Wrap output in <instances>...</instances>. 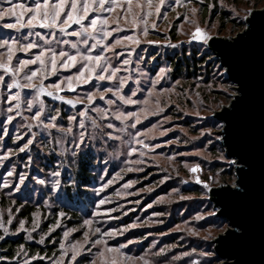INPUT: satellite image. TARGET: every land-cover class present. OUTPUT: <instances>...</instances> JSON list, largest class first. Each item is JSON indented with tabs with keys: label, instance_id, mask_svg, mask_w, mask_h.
<instances>
[{
	"label": "rangeland",
	"instance_id": "rangeland-1",
	"mask_svg": "<svg viewBox=\"0 0 264 264\" xmlns=\"http://www.w3.org/2000/svg\"><path fill=\"white\" fill-rule=\"evenodd\" d=\"M184 2L186 6H176L173 9L171 6L175 4V0H166L162 8V16L166 15L167 18L157 20L155 15L149 18V25L155 20L159 25L158 28L155 30L150 28V34L147 37L139 36L141 44L136 47L131 58L133 63L128 66L127 71L121 73V75H130L132 78L125 92L130 93L131 89L139 88L140 91L134 99L144 100L148 98L147 93L151 89V82L156 78L159 70L166 69L164 78L155 89L157 93H161L164 89H173L171 92L159 96V105L164 108V111L142 119L135 129L128 128L123 133L107 128L93 130L89 124L88 132H95V138H89L85 147L75 158L70 153L61 156L59 146L54 141L48 143L52 137H59L60 133L53 131L52 136H49L47 132L41 133L39 128L34 127L33 131L37 135L30 150L14 155L3 166H0V184L7 180L12 185L8 188L0 187V199H3V201L0 200V219L6 222L11 214L13 223L10 226V232L15 231L20 220L26 221L25 227L30 229L33 226L34 214L39 212V228L32 233V241H38L41 236H44L45 240L49 239L51 243L56 244V253H54L58 256L60 253L59 243L65 230L77 229L70 235L66 244L76 241L83 243L84 232L89 231V227L83 224L85 219L93 220L91 228L99 227L101 232L119 230L136 224L138 225L136 228H130L122 235L105 237L108 246L115 247L128 241H136L122 249L123 253L131 256L144 255L149 249L151 252H158L161 248L171 249L161 256H152L149 253V258L155 261V264H168V262L190 264L192 260H198L200 264H209V261L210 264L221 262L214 252L213 240L224 232L227 223L216 215H207L215 210L208 200L207 189L195 183V176L184 167V164L200 165L202 170L196 175L202 181L207 182L209 187L234 185L235 176L231 160L225 157L220 140H217V136H220L221 123L213 119V114L221 107L228 105L236 92L233 84L225 79L223 68L219 66V62L207 49V45L189 42V39L196 26L208 31L211 36L223 38L234 36L243 29L244 19L251 10L264 8V0H204L203 3L200 0H192L191 3L184 0ZM6 6L0 3V7ZM192 7H196L198 10L195 16L191 12ZM133 10L136 11V9ZM186 16L187 20H185ZM177 17L179 18L177 19ZM193 20H195V24L192 23ZM4 22H9L8 18ZM120 26L126 31L116 33L114 36L139 35L138 32H133L131 25L126 24L124 20H120ZM41 31L42 34H45L43 30ZM14 34L13 30L0 27V38H7ZM149 41H158L159 43L152 45ZM169 41L177 46L175 48L168 46ZM128 47L135 46L129 45ZM126 50L127 47L116 49V51ZM193 52L196 55L206 53L208 58L205 59L208 61H204L201 66L198 64V70L189 76L185 72L175 69V61H179L182 56L188 55L189 57ZM124 58L126 57H121V59ZM140 72H143L144 76H140ZM62 74L68 75L69 73ZM55 79L52 77L46 83ZM136 80H139L140 83L136 84ZM177 81H179L178 84ZM90 88L92 85L80 89L81 94ZM32 94L28 91L22 92V96L30 97ZM64 94L73 95L72 93ZM6 96V90L0 91V133H2L3 121L7 115L3 111L6 108L3 99ZM42 99L47 105L62 109L61 116L63 118L60 123L67 125V116L76 110L48 97ZM96 99L98 106L108 107L103 105L98 97ZM85 103L87 102L85 101ZM156 103L157 98L151 97L150 105L154 106ZM120 107L125 112H139L144 105H120ZM21 112L23 116L30 117L32 115L24 110L23 103ZM91 115L97 117L98 122L107 123V121H100L98 114L91 113ZM132 122L134 120L128 121V123ZM26 123L28 121L18 117L8 125L7 137L0 139V154L8 148H18L30 138L31 134L27 132V129L19 127ZM112 123L117 127H124L119 121L112 120ZM150 129L151 131H149ZM165 130L168 131L161 136L160 132ZM76 131L78 135L79 129L77 128ZM109 131H112L113 135L121 136V139H108L105 133ZM136 132L144 134L139 139L143 140L145 144L160 145V147L151 151L140 148L130 135V133ZM17 134L25 135V139L15 144L13 140ZM71 139V137H67L66 142H70ZM130 142H132V147L140 148V151L132 156L128 155ZM141 152L144 155H141ZM84 154H91L94 159L95 176L92 186L85 192L86 199L83 202L78 201L76 204L77 210L73 208L65 210L66 189H71L70 193L74 192L75 182L72 171L75 170L78 160ZM29 157H31L30 161ZM73 160H75L74 163ZM132 160H142L143 162L141 164L128 162ZM44 164L47 166L42 167ZM58 164H61L59 168ZM13 166L16 168V174L13 177H8L6 173ZM128 168H132L133 171H127ZM53 170L62 171L61 186L55 192L51 188L53 178L50 173ZM22 172L27 174V179L25 184L17 189L15 185ZM37 178L45 179L49 183L39 185L36 183ZM107 180L113 182L101 195L107 196L112 203L104 207H118L120 211L113 212L110 216L94 217L92 213L99 197L93 192V188H98L101 183ZM161 181L164 182L161 183ZM185 181L188 182L185 183ZM129 182H134L133 186L125 189L123 186ZM148 189L151 191H147ZM117 193L121 195H117ZM128 193L138 194L128 195ZM181 196L187 197V199L181 200ZM161 197L166 198L165 202L156 203ZM44 201H48L47 206ZM25 204L34 207L28 219L19 216ZM149 204L152 207L149 208ZM61 211L66 213V218H62L60 226L49 233V229L57 223L58 213ZM125 212L128 214L125 215ZM154 213H163V215L155 216ZM197 215H205V219L196 221ZM127 218L130 219L126 220ZM146 221L147 223H145ZM186 228H192L198 235L188 234ZM20 233L29 241L27 232ZM56 233L58 234L57 240ZM91 239L95 240L97 236H91ZM153 244L156 245L155 248H152ZM173 245L175 247H172ZM103 247V245H97L92 248L90 253L82 255L80 264H86L91 260H96L97 264H100L96 253ZM205 252L214 255L210 257L201 255ZM183 253H189V255L179 261L172 260L173 256ZM70 255L71 253H69ZM28 258L21 254L19 264H23V260ZM45 261L46 264H51V260L45 259Z\"/></svg>",
	"mask_w": 264,
	"mask_h": 264
},
{
	"label": "snow or ice",
	"instance_id": "snow-or-ice-1",
	"mask_svg": "<svg viewBox=\"0 0 264 264\" xmlns=\"http://www.w3.org/2000/svg\"><path fill=\"white\" fill-rule=\"evenodd\" d=\"M191 2L192 0H187V3ZM200 2L203 3L204 0H200ZM0 3L7 5L6 7H0V27L13 30L15 33L7 38H0V91L6 90L7 92L6 98L3 99V103L6 105L3 111L7 115L3 121L0 139L7 137L9 133L8 125L18 117L28 121V123L19 127L26 128L27 132L31 134L30 138L18 148H8L0 154V166H3L14 155L26 153L30 150L37 135L33 131L34 127L39 128L41 133L47 132L49 136H52L53 131L60 133L59 137H52L48 143L54 141L59 146L61 156L70 153L75 158L79 155L80 150L85 147L88 139L95 138V132H88L89 124L93 130L107 128L123 133L128 128L135 129L142 122V119L164 111V108L159 105V96L171 92L173 89H164L161 93H157L155 89L157 84L164 78L166 69L161 68L159 70L156 78L151 82V89L147 93L148 98L144 100L134 99L140 91L139 88L131 89L130 93L125 92L132 78L130 75H121V73L127 71L128 66L133 63L131 58L136 51V47L141 44L139 36L147 37L150 34V28L152 30L158 28L159 25L155 20L149 25V18L153 15L156 16L157 20L167 18L166 15L162 16V8L166 0H30V2L28 0H0ZM176 6H186V3L184 0H175V4L171 7L174 9ZM133 9H136V11ZM197 11L196 7L191 8L194 16ZM114 13L115 16L112 15ZM6 18L9 22H4ZM187 19L186 16L185 20ZM120 20H124L126 24L131 25L133 32H138L139 35L114 36L116 33L126 31L125 28L120 26ZM192 23L195 24V20ZM41 30L45 34H42ZM212 39L214 37L208 31L196 26L190 35L189 42L208 45ZM149 43L158 45L159 42L149 41ZM129 45L135 47H128ZM168 46L175 48L177 45L169 41ZM118 47H127V50L116 51ZM121 57L126 58L121 59ZM65 72L69 74L63 75L62 73ZM139 74L144 76L143 72ZM52 77L56 79L46 83ZM135 83L139 84L140 81L136 80ZM176 83L178 84L179 81ZM88 85H92V88L81 94L80 89ZM23 91L33 94L30 97L22 96ZM64 93H72L73 95L69 96ZM154 96L157 98V103L153 106L150 105V98ZM43 97L51 98L53 101L76 110L67 116V125L60 123L63 118L61 116L62 109L47 105L45 100L42 99ZM97 97L103 105L108 107L98 106ZM22 103L24 110L32 113L30 117L22 115ZM141 104L144 107L139 112H125L120 107V105L135 106ZM91 113L98 114L99 120L107 121V123L98 122L97 117L91 115ZM112 120L119 121L124 127H117L112 123ZM130 120H134V122L128 123ZM77 128L79 129L78 135ZM167 131L160 132V135H165ZM105 135L108 139H121V136L113 135L112 131L105 133ZM130 135L140 148L151 151L160 147V145L145 144L143 140L139 139L141 135H144L141 132L130 133ZM67 137L72 138L70 142H66ZM24 139L25 135L17 134L13 143L18 144ZM220 139H223V137L217 136V140ZM131 144L132 142L129 143V156L140 151V148L132 147ZM140 154L144 155L143 152ZM221 159L224 158L221 157ZM30 160L31 157H29ZM74 162L75 160H73ZM128 162L141 164L143 161L132 160ZM230 163H235V161ZM61 164H58L57 167L59 168ZM184 167L195 176L196 184L202 185L205 189L211 191L209 184L196 175L202 170L200 165L185 163ZM127 171L131 172L133 169L128 168ZM15 174V166L6 173L8 177H13ZM50 175L53 178L51 188L55 192L61 186L62 171L53 170ZM26 179L27 174L20 173L15 187L18 189L24 185ZM101 179L103 180L104 177L102 176ZM112 182V180H107L101 183L98 188H93V192L99 197L94 205L92 213L94 217L110 216L111 213L120 211L118 207H104L112 201L107 196H102L101 193ZM163 182L161 181V183ZM187 182L185 181V183ZM36 183L46 185L49 181L37 178ZM133 184L134 182H129L123 187L128 189ZM11 186L7 180L0 184V187L3 188ZM147 191H151V189ZM137 194L128 193V195ZM117 195L121 194L117 193ZM165 199V197H161L156 203H164ZM180 199L184 200L187 197L181 196ZM44 204L47 206L48 201H44ZM148 207L150 208L152 205L149 204ZM124 214L127 215L128 213L125 212ZM216 214L215 210L207 213L208 216ZM153 215L162 216L163 213H154ZM58 217L57 223L49 229V233L60 226V220L66 218V213L61 211L58 213ZM203 219H205V215L195 217L196 221ZM39 221L40 213L37 212L34 214L33 226L30 229L25 227L26 221L20 220L15 231L10 232V226L13 223L11 214L6 222L0 219V231H2L0 241L4 240L9 234L16 235L20 232H27V239L32 241V233L39 228ZM93 223L94 221L91 219L83 221L84 226L89 227V231L84 232L83 243L76 241L66 244L70 235L76 232L77 229L65 230L59 243L60 253L58 256L55 253L53 257L34 255L24 259L23 264H32V261L36 259H49L51 264H65V261H67V264H80V257L85 253H90L92 248L97 245L104 246L96 253L100 264H137V262L139 264H155V261L149 258V253L152 256H161L171 250L161 248L158 252H151V249H149L144 255H126L122 252V249L127 248L129 244L136 241H128L125 244L110 247L105 237L111 238L122 235L130 228H136L138 225L132 224L123 229L101 232L99 227L91 228ZM186 231L190 235H198L192 228H186ZM91 236H97V239L92 240ZM36 242L44 244L45 237L41 236L40 240ZM88 245H91V247H88ZM155 247L156 245L153 244L152 248ZM172 247H175V245ZM69 253H71L70 256ZM21 254L28 256L24 245L20 246L16 256L19 257ZM188 255L189 253H183L179 256H173L172 260L179 261ZM201 255L210 257L214 254L205 252ZM17 264H19V261H17ZM86 264H97V261H87ZM168 264H171V262H168ZM190 264H200V261L192 260Z\"/></svg>",
	"mask_w": 264,
	"mask_h": 264
},
{
	"label": "water",
	"instance_id": "water-1",
	"mask_svg": "<svg viewBox=\"0 0 264 264\" xmlns=\"http://www.w3.org/2000/svg\"><path fill=\"white\" fill-rule=\"evenodd\" d=\"M249 13L241 31L207 45L236 92L213 114L224 155L235 161L234 185L207 190L227 223L213 240L219 264H264V8Z\"/></svg>",
	"mask_w": 264,
	"mask_h": 264
},
{
	"label": "trees",
	"instance_id": "trees-1",
	"mask_svg": "<svg viewBox=\"0 0 264 264\" xmlns=\"http://www.w3.org/2000/svg\"><path fill=\"white\" fill-rule=\"evenodd\" d=\"M239 26V25H238ZM208 55L201 54L196 55L195 52L191 53L190 56H182L179 61H175V69H179L180 72H185L187 76L192 75V73L198 70L197 65L200 66L204 61H208ZM93 156L91 154H84L77 162L76 168L72 171V176L74 178L75 186L74 192H71V189L67 188L65 193V210L74 209L77 210L78 206L76 205L78 201L83 202L86 199L85 192L87 188L92 186L95 171H94V162ZM44 164L42 167H46ZM3 201V199H0ZM34 210V207L30 204H25L22 207V211L19 216L24 218H29L31 212ZM127 218L126 220H129ZM0 234L2 232L0 231ZM56 240L58 239V234L56 233ZM21 245L25 246V250L28 253V257L31 256H45L51 257L55 251V243H51L49 239L45 240L44 244H39L36 241H27L23 234H18L14 236H7L4 240L0 241V264H17L19 257L16 256V253L19 251ZM32 264H46L45 260L36 259L32 261Z\"/></svg>",
	"mask_w": 264,
	"mask_h": 264
}]
</instances>
